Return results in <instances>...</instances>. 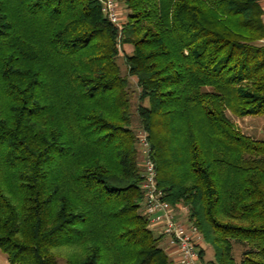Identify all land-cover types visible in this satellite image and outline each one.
Returning a JSON list of instances; mask_svg holds the SVG:
<instances>
[{"label":"trees","instance_id":"obj_1","mask_svg":"<svg viewBox=\"0 0 264 264\" xmlns=\"http://www.w3.org/2000/svg\"><path fill=\"white\" fill-rule=\"evenodd\" d=\"M118 3L120 29L97 0H0V252L172 264L143 213L140 131L162 198L211 250L200 264H264V138L227 114L264 115L263 4Z\"/></svg>","mask_w":264,"mask_h":264},{"label":"built area","instance_id":"obj_2","mask_svg":"<svg viewBox=\"0 0 264 264\" xmlns=\"http://www.w3.org/2000/svg\"><path fill=\"white\" fill-rule=\"evenodd\" d=\"M105 17L118 29L121 28L120 5L118 0H97ZM264 7V0H259ZM149 144L143 132L137 133V152L142 169L143 213L149 218L151 227H158L167 238L168 244L176 252V264H200V233L197 227L186 219V208L182 207L184 216L178 215L162 198L161 190L156 186L154 163L149 155Z\"/></svg>","mask_w":264,"mask_h":264},{"label":"rangeland","instance_id":"obj_3","mask_svg":"<svg viewBox=\"0 0 264 264\" xmlns=\"http://www.w3.org/2000/svg\"><path fill=\"white\" fill-rule=\"evenodd\" d=\"M120 14L125 13V9L120 5L119 9ZM126 49H123L122 47H119L120 57L118 59V62L121 66L122 72L125 74V64L123 62V53L128 52L130 50V47H125ZM127 50V51H126ZM131 80V102H132V108L134 110L135 104L137 103V97L135 90V83L134 79L130 78ZM228 116L233 120L235 126L244 134L251 136L253 138L259 139L264 138V115H253V116H244V117H235L232 116L230 113H227ZM136 120L134 121V123ZM137 124L134 125L136 127V130L139 128ZM139 132V131H137ZM180 214V213H179ZM155 227V226H154ZM154 231V230H153ZM155 233V231H154ZM243 251V248L241 245L233 244V254L234 259L237 261L239 260L241 253ZM211 258V250L208 248V246L205 245V251L202 256V261L207 262ZM0 264H11L6 256L0 252Z\"/></svg>","mask_w":264,"mask_h":264},{"label":"crops","instance_id":"obj_4","mask_svg":"<svg viewBox=\"0 0 264 264\" xmlns=\"http://www.w3.org/2000/svg\"><path fill=\"white\" fill-rule=\"evenodd\" d=\"M263 20H264V15H263ZM177 211H178V215L185 217L184 212L182 211L181 208H178ZM152 229L155 231L156 234H162V232L160 231V229L158 227H152ZM160 245L165 250V252L168 254L169 258L172 261V264H176V252H175L174 248L168 244L167 238L163 234H162V237L160 240ZM200 245H201V247L205 248L206 244L201 241Z\"/></svg>","mask_w":264,"mask_h":264}]
</instances>
